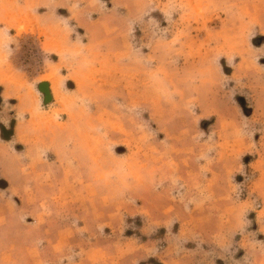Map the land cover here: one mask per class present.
I'll use <instances>...</instances> for the list:
<instances>
[{"label": "rangeland", "instance_id": "374dc122", "mask_svg": "<svg viewBox=\"0 0 264 264\" xmlns=\"http://www.w3.org/2000/svg\"><path fill=\"white\" fill-rule=\"evenodd\" d=\"M0 264H264V0H0Z\"/></svg>", "mask_w": 264, "mask_h": 264}, {"label": "water", "instance_id": "95a60500", "mask_svg": "<svg viewBox=\"0 0 264 264\" xmlns=\"http://www.w3.org/2000/svg\"><path fill=\"white\" fill-rule=\"evenodd\" d=\"M39 89H40L41 91L45 92L44 84H40V85H39Z\"/></svg>", "mask_w": 264, "mask_h": 264}]
</instances>
